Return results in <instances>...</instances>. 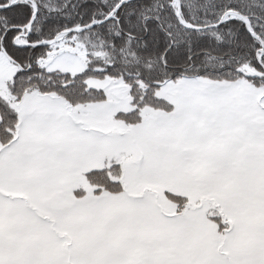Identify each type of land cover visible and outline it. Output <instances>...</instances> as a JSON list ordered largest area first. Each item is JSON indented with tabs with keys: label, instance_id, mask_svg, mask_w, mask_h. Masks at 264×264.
Masks as SVG:
<instances>
[{
	"label": "snow or ice",
	"instance_id": "6c2138e0",
	"mask_svg": "<svg viewBox=\"0 0 264 264\" xmlns=\"http://www.w3.org/2000/svg\"><path fill=\"white\" fill-rule=\"evenodd\" d=\"M0 264H264V0H0Z\"/></svg>",
	"mask_w": 264,
	"mask_h": 264
}]
</instances>
